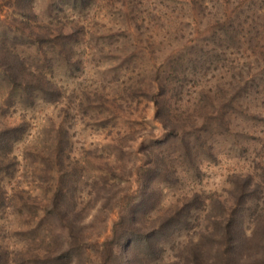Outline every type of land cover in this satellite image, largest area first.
I'll return each instance as SVG.
<instances>
[{
	"label": "rangeland",
	"instance_id": "374dc122",
	"mask_svg": "<svg viewBox=\"0 0 264 264\" xmlns=\"http://www.w3.org/2000/svg\"><path fill=\"white\" fill-rule=\"evenodd\" d=\"M0 127V264H264V0H0Z\"/></svg>",
	"mask_w": 264,
	"mask_h": 264
},
{
	"label": "trees",
	"instance_id": "16d2710c",
	"mask_svg": "<svg viewBox=\"0 0 264 264\" xmlns=\"http://www.w3.org/2000/svg\"><path fill=\"white\" fill-rule=\"evenodd\" d=\"M11 129H14V127H12ZM11 131L12 130L9 131V129L4 130V129H2L0 127V153H2V151H5L4 152V155L2 157L3 159L0 162V164L4 163V160H6V161L8 160V158H7V155H8L7 152H11V149H12L9 146L6 147V148H4V146H7V143L8 142H10V143L12 142L13 143V141L15 139H17V136H15L14 138H11ZM7 165L4 164L2 167H0V172L3 169V171H5V174H7L10 171V170L8 171L9 165H8V167H7ZM156 167H157V164H156V166L152 164L149 167V169L147 170L149 172L147 174V176H148L149 179H151L152 177L153 178L155 177L156 173H154V174H151V173L153 171L154 172L157 171L156 170L157 169ZM145 175H146V173H145ZM145 198H146V196L144 195V198L143 199H145ZM138 203H140V202H138ZM58 206L60 208L59 213H62L63 216H66L67 217V219L70 222V225L72 224V221L74 220V218L78 214H80V212H75V211H73V209H70V208L65 207V206L62 205V207H64L66 209V210H64L61 207V203H59ZM134 209L135 210L132 211V212H130L129 214L122 215L121 219L119 221L115 222V225L113 227L112 235L105 242V244H108V246H110V249H111L112 252L114 250H115V252H117L118 248H120L121 249V252H126L128 254L130 253L131 255H133V254L136 255V253H135L136 248H138L139 246H145L146 244H148L150 242L146 238H148L149 235H153L154 232H152V233L151 232H148V234L145 233V234H141V235L140 234H134V232H133L134 228L132 229V228L129 227V225H132L133 223H135L137 221L136 214H138V211L140 209H138V205H136V207H134ZM83 213L84 212H81V225H82V220L86 218L85 217V214H83ZM232 223H233V221L232 222L229 221V223H228L229 225L226 227V229L228 231V233H227L228 234V237L230 236V238L233 237V234H232ZM64 225L66 226V224H64ZM231 239H233V238H231ZM232 242H233V240L230 241L229 246H232L233 245ZM65 253H67V255H69L70 257L73 256L72 250H65ZM65 253H63L62 256H64ZM59 257H61V256H58L56 258H59ZM121 257H122V260L120 259V261H122L123 264H130L131 262L132 263L134 262V260L131 261V259L129 258L130 257L129 255L127 257H125L124 254L122 253L121 254Z\"/></svg>",
	"mask_w": 264,
	"mask_h": 264
}]
</instances>
